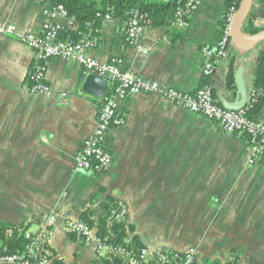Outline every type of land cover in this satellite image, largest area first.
Segmentation results:
<instances>
[{
	"label": "crops",
	"instance_id": "obj_1",
	"mask_svg": "<svg viewBox=\"0 0 264 264\" xmlns=\"http://www.w3.org/2000/svg\"><path fill=\"white\" fill-rule=\"evenodd\" d=\"M167 1L175 7L185 2ZM227 1L201 0L184 25H147L138 39L147 53L126 41L125 21L104 19L87 52L103 62L121 61L123 71L195 92L204 79L202 49L217 46ZM52 6L51 0L44 5L0 0V20L14 29L0 34V222L26 224L58 264H96L109 249L99 253L95 240L87 242L62 220L50 223L45 216L64 213L80 220L89 211L97 220L107 206L123 201L134 227L127 241L137 235L151 250L193 247L199 264H264V158L249 164L246 141L203 115L158 94L122 98L118 111L124 123L106 139L112 166L98 174L77 168V153L97 127L102 98L84 91L87 74L77 60L40 61L20 38L40 34L45 9ZM261 10L258 28H264ZM58 22L61 36L79 29L72 17ZM261 49L264 41L254 48L232 42L229 58L212 77L216 95L223 89L230 101L236 99V81L234 89L226 85L231 64L249 92ZM39 65L45 67L50 94L29 91V74ZM62 92L67 102L59 104ZM233 197L237 212L228 213Z\"/></svg>",
	"mask_w": 264,
	"mask_h": 264
},
{
	"label": "built area",
	"instance_id": "obj_2",
	"mask_svg": "<svg viewBox=\"0 0 264 264\" xmlns=\"http://www.w3.org/2000/svg\"><path fill=\"white\" fill-rule=\"evenodd\" d=\"M43 5L49 0H37ZM201 0H185L176 12V24L184 25L186 19L200 6ZM239 6L235 2L226 11L223 17V29L216 47L205 46L202 49L204 64L203 75L212 76L221 62L229 58L232 44L231 31L235 14ZM46 20L43 23L40 34L27 33L21 36V40L30 48L36 51L40 61L52 58L63 60H77L83 65L84 73L95 74L109 81L110 85L106 95L101 99L97 127L90 137L86 138L76 156V166L78 169L89 171L95 174L104 173L113 164V155L106 146V139L109 131L113 127H118L124 123V119L119 113V100L136 94H158L174 105L181 106L189 111L201 114L207 119L216 122L228 133L236 134L239 137H247L248 162L256 164L264 158V120H252L247 117L248 103L257 97V90L253 85L248 92V103L241 110H228L220 105L214 97L211 87L204 86L195 92H184L152 79H145L133 72L123 71L119 60L103 62L88 54V49L95 45L94 34L99 32V28H92L91 33L81 34V39H62V25L58 22L59 17H70L64 5H54L50 9H45ZM105 19H111V14H106ZM73 19V18H72ZM151 25V20L146 14L139 10H133L130 19L124 27L126 41L137 47L141 52L147 53L138 44V39L145 27ZM12 25L0 20V34H12ZM31 93L50 94L51 87L46 80L45 67L39 65L29 74ZM68 94L62 92L58 96L59 104L67 102ZM112 219L124 221L128 216L127 205L119 201L112 209ZM47 221L55 223L62 220L66 228L72 232L80 234L87 242L95 240L98 252L109 249L117 255L123 256L126 264H150V260L155 258L162 264H196L198 261L197 249L190 248L179 253H170L161 249L151 250L143 248L135 253L125 247H110L104 244L96 235L95 229L81 220L70 219L64 213H53L45 216ZM24 236L30 244L26 254L14 253L0 256V262L10 264H51V257L47 250L43 251V240L40 236L30 231H25ZM181 253V252H180ZM96 264H104L99 259Z\"/></svg>",
	"mask_w": 264,
	"mask_h": 264
},
{
	"label": "trees",
	"instance_id": "obj_3",
	"mask_svg": "<svg viewBox=\"0 0 264 264\" xmlns=\"http://www.w3.org/2000/svg\"><path fill=\"white\" fill-rule=\"evenodd\" d=\"M54 5L62 4L68 11L70 17H72L78 24L79 29L76 34L68 37L67 34L61 36L62 39H81L83 33H91V27L88 23L92 24V28L96 29L101 27V23L105 19L106 14H111L112 17L120 18L122 21L130 19L133 10H139L142 14H146L147 18L151 20V25L159 27H174L178 8L175 7L171 1L167 0H51ZM241 0H228L226 11L235 2L239 6ZM261 5V6H259ZM256 11H251L248 17L245 19L242 25V31L247 34H255L264 28H258L255 26V19L260 15L262 6L264 7V0H255ZM259 6V8H258ZM261 7V8H260ZM226 13V12H225ZM224 21L221 23L220 36L223 29ZM176 39H180L183 35V31H175ZM231 70L227 74L226 85L227 88L234 89L235 77L233 72V64L230 65ZM212 76H205L202 81L201 87H211L215 98L216 90ZM253 87L257 90V97L254 101L248 103L247 117L252 120H264L261 118V113L264 108V49H261L258 55V63L255 69ZM102 102V101H101ZM100 104L102 105V103ZM245 141L247 137H241ZM113 207H106L104 216L95 220L92 217V213L84 211L81 216V221L88 224L90 227L95 229L97 237L106 245L110 247H125L135 253H138L141 249L146 246L141 242L140 237L134 235L131 241H127V238L131 232H134V227L124 221H115L112 219ZM28 230L26 224L16 225L13 223L0 222V256L21 253L26 254L29 240L24 236L25 231ZM46 246L43 243L42 250H46ZM170 253H179L182 256V252L161 249ZM50 255V254H49ZM51 264H58L59 261L55 258L52 259ZM104 264H124V258L121 255H117L111 252L104 258L101 259ZM150 264H162L152 258ZM196 264H199L198 261ZM204 264H220L219 261H206Z\"/></svg>",
	"mask_w": 264,
	"mask_h": 264
},
{
	"label": "water",
	"instance_id": "obj_4",
	"mask_svg": "<svg viewBox=\"0 0 264 264\" xmlns=\"http://www.w3.org/2000/svg\"><path fill=\"white\" fill-rule=\"evenodd\" d=\"M256 10L257 6H255V0L240 1L239 8L232 24L231 39L233 43L243 47L254 48L261 41H264V29L255 34H247L242 31V25L245 19L251 11ZM240 73L241 72H237L235 75L236 99L234 101L228 99L225 90L220 89L217 91L216 96L218 103L228 110H241L245 108L248 103V93L245 87V81ZM109 85L110 83L107 79L95 74H87L83 82V89L89 94L103 98L107 93Z\"/></svg>",
	"mask_w": 264,
	"mask_h": 264
},
{
	"label": "rangeland",
	"instance_id": "obj_5",
	"mask_svg": "<svg viewBox=\"0 0 264 264\" xmlns=\"http://www.w3.org/2000/svg\"><path fill=\"white\" fill-rule=\"evenodd\" d=\"M227 209H228V213H236L237 212V201L235 199V197L233 198H229V200L226 203ZM217 205L215 203H213L212 208H216Z\"/></svg>",
	"mask_w": 264,
	"mask_h": 264
}]
</instances>
